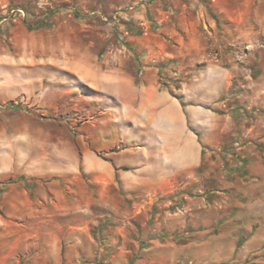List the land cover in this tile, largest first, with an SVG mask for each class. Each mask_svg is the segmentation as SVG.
I'll return each mask as SVG.
<instances>
[{"label":"rangeland","instance_id":"1","mask_svg":"<svg viewBox=\"0 0 264 264\" xmlns=\"http://www.w3.org/2000/svg\"><path fill=\"white\" fill-rule=\"evenodd\" d=\"M12 8L29 15L2 21ZM6 22L48 34V79L34 96L0 103V114L46 133L54 166L63 152L84 166L93 151L152 166L153 183L166 166L167 181L148 196L142 186L129 192L151 216L135 220L138 255L264 264V0H0V35ZM121 85L129 104L116 98ZM166 112L183 150H164ZM129 193L120 188L121 210H134L122 202Z\"/></svg>","mask_w":264,"mask_h":264},{"label":"crops","instance_id":"2","mask_svg":"<svg viewBox=\"0 0 264 264\" xmlns=\"http://www.w3.org/2000/svg\"><path fill=\"white\" fill-rule=\"evenodd\" d=\"M2 31L0 38L11 45L0 44V103L32 97L45 84L54 61L48 34L10 22L2 25ZM114 80L120 79L111 77ZM128 90L125 85L117 90L116 98L124 104L132 101ZM153 94L146 93L142 107ZM24 119L0 114V264H149L147 248L138 255L133 235L139 231L135 220L151 216L146 204L135 209L136 200L129 192L142 186L143 198L148 196L153 185L167 181L166 166H159L154 183L152 166H119L93 151L85 152L84 166H72L65 152L54 166L48 135L25 128ZM163 120L165 125L159 126L168 129L164 150L177 146L183 150L174 126L177 117L166 112ZM169 138L176 143L167 146ZM121 187L129 193L122 202L127 207L126 200L132 199L133 211L121 210ZM140 230L146 234L152 228Z\"/></svg>","mask_w":264,"mask_h":264},{"label":"built area","instance_id":"3","mask_svg":"<svg viewBox=\"0 0 264 264\" xmlns=\"http://www.w3.org/2000/svg\"><path fill=\"white\" fill-rule=\"evenodd\" d=\"M28 12L22 8H12L7 10L6 16L3 17L2 21H10V20H24L28 17Z\"/></svg>","mask_w":264,"mask_h":264},{"label":"bare ground","instance_id":"4","mask_svg":"<svg viewBox=\"0 0 264 264\" xmlns=\"http://www.w3.org/2000/svg\"><path fill=\"white\" fill-rule=\"evenodd\" d=\"M175 119H176V118H175ZM169 120L171 121V119H169ZM173 122H174L173 124H175V121H174V120H173ZM169 123H170V122H169ZM168 125H170V124H168ZM174 126H175V125H174ZM168 127H169V126H168ZM168 127H167V128H168ZM176 129H177V128H176ZM165 138H166V137H165ZM167 138H168V136H167ZM171 143H172V142H171ZM174 143H176V142L174 141ZM174 143H173V144H174ZM180 145H181V144H180ZM167 146H169V144H168ZM167 146H166V147H167ZM183 146H184V145H183ZM178 147H179V146H178ZM181 147H182V146H181ZM181 147H180V148H181ZM176 148H177V147H176ZM174 149H175V148H174ZM181 149H182V148H181ZM167 150H169V149H167ZM170 150H171V149H170ZM183 152H184V151H183ZM172 164H173V163H172Z\"/></svg>","mask_w":264,"mask_h":264}]
</instances>
